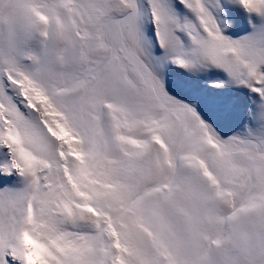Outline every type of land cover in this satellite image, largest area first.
<instances>
[{
  "label": "snow or ice",
  "instance_id": "1",
  "mask_svg": "<svg viewBox=\"0 0 264 264\" xmlns=\"http://www.w3.org/2000/svg\"><path fill=\"white\" fill-rule=\"evenodd\" d=\"M0 264H264V0H0Z\"/></svg>",
  "mask_w": 264,
  "mask_h": 264
}]
</instances>
